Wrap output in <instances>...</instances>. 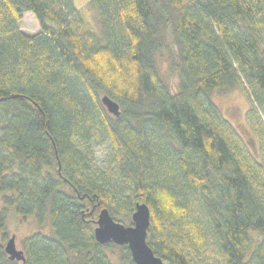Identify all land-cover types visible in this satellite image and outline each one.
<instances>
[{"label":"trees","instance_id":"obj_1","mask_svg":"<svg viewBox=\"0 0 264 264\" xmlns=\"http://www.w3.org/2000/svg\"><path fill=\"white\" fill-rule=\"evenodd\" d=\"M90 2L99 40L73 0H0V191L14 193L2 203L54 231L9 260L0 209V264H113L114 245L94 240L97 215L125 218L138 202L164 264H264V0ZM26 13L34 35L18 27ZM164 48L178 53L174 92L157 65ZM236 87L260 159L211 100Z\"/></svg>","mask_w":264,"mask_h":264},{"label":"rangeland","instance_id":"obj_2","mask_svg":"<svg viewBox=\"0 0 264 264\" xmlns=\"http://www.w3.org/2000/svg\"><path fill=\"white\" fill-rule=\"evenodd\" d=\"M74 8L79 12L80 18L87 24V28L94 34L96 39L101 38V29L99 25V16L96 8L90 0H73ZM53 28L56 26L48 23ZM19 29L27 35H34L39 32V26L36 18L32 13L24 14L22 20L18 25ZM167 42H171L168 39ZM176 48H164L157 52L156 60L162 77L171 86L172 92L175 91L178 83V74L175 70L176 57L178 55ZM248 93L241 88H233L225 91L222 94H214L211 97L213 104L219 109L222 116L234 127L238 135L243 139L248 146L250 152L256 159H260L258 140L248 127L247 112L251 108V101L247 95ZM102 96V95H101ZM108 145L94 148L95 156L102 160L108 153ZM12 192L0 191V209L6 212V233L8 240L14 237V242L17 250H22V241L34 234L41 233L45 236L54 237V231L51 227L50 221L44 225H40L32 216H19L15 212L14 207L5 206L2 203V197L12 196ZM115 221L123 224L124 226H132L133 222L131 215L125 218H114ZM7 240V241H8ZM259 240L258 236L253 235V241L256 243ZM6 241V242H7ZM5 242V244H6ZM114 245V244H112ZM105 255L114 264L119 263L121 255V246L114 245L111 249H104ZM79 257L71 256L72 264H78Z\"/></svg>","mask_w":264,"mask_h":264},{"label":"water","instance_id":"obj_3","mask_svg":"<svg viewBox=\"0 0 264 264\" xmlns=\"http://www.w3.org/2000/svg\"><path fill=\"white\" fill-rule=\"evenodd\" d=\"M101 104L108 113L119 117V105L107 95L100 99ZM132 226H124L115 221L107 209H102L97 215L94 228V240L99 245L114 244L127 246L133 264H164L156 257L147 244V232L150 226V211L146 204L136 203L131 215ZM4 251L9 260L24 262L22 250H17L14 237H11L4 245Z\"/></svg>","mask_w":264,"mask_h":264},{"label":"bare ground","instance_id":"obj_4","mask_svg":"<svg viewBox=\"0 0 264 264\" xmlns=\"http://www.w3.org/2000/svg\"><path fill=\"white\" fill-rule=\"evenodd\" d=\"M119 109H120V107H119Z\"/></svg>","mask_w":264,"mask_h":264}]
</instances>
